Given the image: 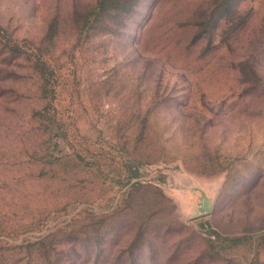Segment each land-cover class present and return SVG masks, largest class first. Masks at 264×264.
<instances>
[{"label": "rangeland", "instance_id": "obj_1", "mask_svg": "<svg viewBox=\"0 0 264 264\" xmlns=\"http://www.w3.org/2000/svg\"><path fill=\"white\" fill-rule=\"evenodd\" d=\"M97 1L0 0V264H264V0Z\"/></svg>", "mask_w": 264, "mask_h": 264}, {"label": "trees", "instance_id": "obj_2", "mask_svg": "<svg viewBox=\"0 0 264 264\" xmlns=\"http://www.w3.org/2000/svg\"><path fill=\"white\" fill-rule=\"evenodd\" d=\"M114 0H99L96 4L91 8L88 12L89 15H93V18H86V22H89L86 25H91L94 21L98 18V15H101L102 12L109 6L108 3ZM10 53V52H8ZM29 69L31 70L32 74H34V81H35V91L38 101L43 103V106H52L54 103V94L55 89L52 84L49 82V77L46 74L47 71V64L44 58L36 56L35 59L29 62Z\"/></svg>", "mask_w": 264, "mask_h": 264}]
</instances>
